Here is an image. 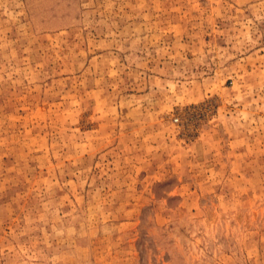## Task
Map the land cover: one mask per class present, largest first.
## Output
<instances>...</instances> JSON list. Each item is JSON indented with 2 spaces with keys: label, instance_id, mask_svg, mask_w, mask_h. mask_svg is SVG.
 <instances>
[{
  "label": "rangeland",
  "instance_id": "obj_1",
  "mask_svg": "<svg viewBox=\"0 0 264 264\" xmlns=\"http://www.w3.org/2000/svg\"><path fill=\"white\" fill-rule=\"evenodd\" d=\"M0 264H264V0H0Z\"/></svg>",
  "mask_w": 264,
  "mask_h": 264
}]
</instances>
